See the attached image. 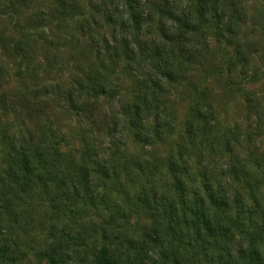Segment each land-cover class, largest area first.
I'll use <instances>...</instances> for the list:
<instances>
[{"label": "rangeland", "instance_id": "obj_1", "mask_svg": "<svg viewBox=\"0 0 264 264\" xmlns=\"http://www.w3.org/2000/svg\"><path fill=\"white\" fill-rule=\"evenodd\" d=\"M165 1L68 0L75 10L63 17L59 0H0V192L9 180L3 131L19 147L38 129L46 134L45 145L57 142L60 152L72 155L74 163L83 160L84 143L90 146L89 186L95 194L90 204L83 197H68L53 206L35 194L24 200L17 210L19 221L29 220L31 227L14 254L17 260L0 264H39L35 252L45 247L42 241L48 236L62 237L73 264L92 263L100 248L129 263L141 242L148 243L143 264H168L162 251L176 249L177 242L170 236L150 246L147 233L154 214L143 211L145 205L140 210L135 207L147 195L149 208L160 209L167 196L176 194L168 171L171 161L186 168L182 172L190 191H201L203 181L209 179L219 191L226 182L225 172L238 161L242 170L234 193L249 210L255 197L259 201L264 196V0H209L201 32L193 36L191 45H183L186 54L179 45L167 49L172 65L177 63L180 69L174 82L159 81L158 104H151L150 112L135 126L119 127L113 141L106 134L112 118L118 116L119 101L133 111L130 100L153 87L157 73L150 54L162 40L160 29L166 18L159 8ZM195 1L175 0L176 14L196 11ZM132 11L148 15L142 26L134 28ZM220 28L222 40L217 35ZM240 42L256 47L248 65L238 66L235 60ZM17 44L28 54L15 53ZM127 46L136 53L133 61L126 54ZM187 52L193 53L190 61L181 55L188 57ZM89 73L109 81L116 92L111 98L99 97L97 115L103 113L108 120L99 131L70 111L61 100L63 94H56L54 88L68 91ZM203 89L208 90L204 102ZM200 108L213 117L205 125L197 118ZM159 123L163 126L156 134ZM103 167L114 177L103 180ZM61 178L68 182L66 175ZM110 221L113 231L109 227L102 231ZM160 221H168L164 210ZM198 263L208 264L204 259Z\"/></svg>", "mask_w": 264, "mask_h": 264}, {"label": "trees", "instance_id": "obj_2", "mask_svg": "<svg viewBox=\"0 0 264 264\" xmlns=\"http://www.w3.org/2000/svg\"><path fill=\"white\" fill-rule=\"evenodd\" d=\"M208 1L196 0L193 5L196 7V11L192 9L187 13L176 14L179 11V6L175 5V0H166L165 6L159 8V12L166 19L162 22L160 29L162 40L158 45H155L150 54L151 62L155 65V73H157L154 81H151L153 87L150 91H148L149 88L141 91L139 96L130 100L131 107L134 108L133 111L129 110L128 104L124 100L119 101L118 116L116 120L112 118V123L106 129L110 140L113 141L115 133L120 130L119 127L124 130L129 124L135 126V122L143 120L145 115L150 112L151 104H158L162 93L159 84L161 79L167 83L176 80L180 65L177 63L172 65L174 59L168 54L167 49L170 45H179L180 51L185 53L183 45H187V43L191 45L193 36L201 32V22L203 18L206 19L209 12L210 3ZM67 2L68 0H59L63 17L66 16V13L69 14L68 10L71 12L75 10ZM192 15L195 16V19ZM147 16L142 17L137 11H132L131 21L134 28L142 26L147 20ZM230 30L231 28H228L226 32L231 34ZM218 34L221 37L219 40H222L224 35L221 28L218 30ZM233 36L236 38L237 33ZM138 49L141 54L143 50L141 51L139 46ZM21 50H25L21 44L15 45V53L21 52ZM255 51L256 47L238 43L235 53L238 66L248 65L250 57ZM25 52L28 54L29 51L25 50ZM126 52L127 56L133 58L132 61L136 59V53L130 51L129 46H127ZM181 55L185 61H190L189 58L193 57L192 52H187L188 57ZM94 74L89 73L84 79H79L76 87L68 91L59 90L58 87L54 88L57 89L56 94H63L61 100L69 107L70 111H75L78 116L84 118L99 131L108 121L107 115L103 113L97 115L99 97L105 94L111 98L116 92L109 81L107 83L105 79H97ZM207 93L206 89L200 90L203 102L208 100ZM196 106L198 105L196 104ZM251 107L254 109L256 105L251 104ZM206 109L210 110L211 107ZM197 114V118L201 119L204 125L213 118L211 113L206 110L203 112L201 108ZM38 121L39 115L36 117L35 123ZM161 126L163 124L156 125L154 130L156 134H160ZM137 134L142 138L141 132ZM144 138L150 139L149 136ZM3 139L8 146L9 164L5 174L9 176V180L6 187L3 186V190L0 192V263H14L17 260L14 258V254L22 244L24 234L31 227L29 220L23 224L20 223L17 211L19 206L24 200H29L33 194L38 195L42 198L41 200L46 199L53 206H59L60 202L68 197H81V199L83 197L84 202L90 204L95 195L91 194L89 186L93 178L89 167L93 151L87 143H84L83 160L74 163L72 155L60 152V144L57 142L45 145L46 134L44 131L39 133L38 129L25 144L19 143V147L16 146L14 139L8 137L6 131H3ZM153 168L155 169V167ZM185 170L183 165L175 161L169 163L168 171L174 180L173 187L176 194L172 193L171 198L167 196L165 204L160 209L149 208L147 195L139 198V205L137 204L135 209L140 210L139 207L145 205L142 208L143 211L149 212L151 215L154 214L152 215L154 220L150 223L147 233V237L152 240L149 245H158L171 236V241L177 242V248L170 251L171 249L166 247L162 251V258H165L168 264H199L201 259L207 261L208 264H264V196L260 195L259 201L255 197L252 201L253 209L249 210L248 205H245L239 195L234 193V188L238 189L235 186L239 180L238 173L242 170L238 161L234 162L225 172L226 182L219 191L213 188L210 179L203 181L201 191L196 189L190 191L191 187L184 181L185 174L182 171ZM64 175L68 178L67 183L61 178ZM113 175L111 177L109 170L105 167H103V173L100 174L102 179L106 178L107 180L110 179L109 177L113 178ZM248 187L253 188L251 185ZM162 210L168 216V221L165 224L160 221V211ZM3 220L5 226L2 224ZM41 225L42 221H38V226ZM105 226L102 231H108L107 227L111 230L113 221L107 222ZM37 229L40 231L38 227ZM18 231L22 234L19 235ZM42 242L45 247L41 251L35 252L39 264H73L68 251H64L66 245L63 244L62 237L56 239V237L48 236ZM147 244L139 243L134 258L129 263L115 258L114 254L109 253V249L100 248L90 264H143V252H145Z\"/></svg>", "mask_w": 264, "mask_h": 264}]
</instances>
